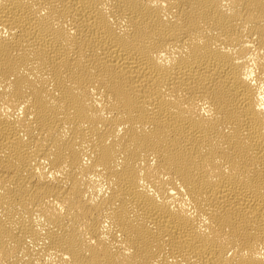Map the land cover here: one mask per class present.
Listing matches in <instances>:
<instances>
[{
  "label": "bare ground",
  "instance_id": "1",
  "mask_svg": "<svg viewBox=\"0 0 264 264\" xmlns=\"http://www.w3.org/2000/svg\"><path fill=\"white\" fill-rule=\"evenodd\" d=\"M0 264H264V0H0Z\"/></svg>",
  "mask_w": 264,
  "mask_h": 264
}]
</instances>
